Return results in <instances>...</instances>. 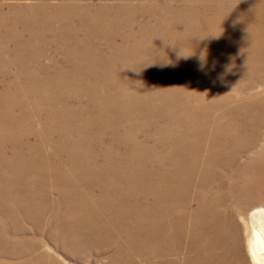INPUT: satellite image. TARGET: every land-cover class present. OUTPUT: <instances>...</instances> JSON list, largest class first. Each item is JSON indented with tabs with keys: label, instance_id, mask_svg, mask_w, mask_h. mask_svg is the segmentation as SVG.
Masks as SVG:
<instances>
[{
	"label": "bare ground",
	"instance_id": "1",
	"mask_svg": "<svg viewBox=\"0 0 264 264\" xmlns=\"http://www.w3.org/2000/svg\"><path fill=\"white\" fill-rule=\"evenodd\" d=\"M1 52L18 56L0 58V254L19 259L2 264L40 260L6 223L20 236L58 214L136 217L115 223L150 231L168 257L157 264H247L236 217L248 218L264 264V0H0ZM16 106L46 136L43 162ZM123 115L150 122L155 143ZM119 136L138 162L112 155Z\"/></svg>",
	"mask_w": 264,
	"mask_h": 264
},
{
	"label": "rangeland",
	"instance_id": "2",
	"mask_svg": "<svg viewBox=\"0 0 264 264\" xmlns=\"http://www.w3.org/2000/svg\"><path fill=\"white\" fill-rule=\"evenodd\" d=\"M106 55L112 56L111 54H108V53ZM16 56H18L16 54V52H9V54L8 53L4 54L2 52L0 53V58L3 59L4 63H7L8 61H10L12 58H14ZM150 75H152V76L154 75V77L156 78V79L155 78L154 79L156 81H158L160 79L158 82L161 86L165 84V81H162V79H163L162 74L160 76V74H158V71L153 72V69H151ZM193 85L192 86L195 89H199V91H200V89L202 90V87H200V86H199L200 88L199 87L197 88L198 84L196 82ZM260 85L262 87L260 86L259 87L260 89L259 88H257V89L258 90H264V84H260ZM129 88L130 87L125 88V89L121 90V92L123 94H127L128 90H130ZM203 92H205V89L203 90ZM205 100H207V101L210 100L209 93H205ZM0 105H3V104L0 103ZM25 108H26V110L29 111L28 107H25ZM216 111H214V112H216ZM12 112H13V115L16 113L14 115V118L19 123V128H17L16 132L18 134L20 133L21 140L24 141L25 143L30 142L31 146L37 148L36 151L35 150L32 151V153H31L32 158L36 157L37 162H39L42 159V162H43L44 157L50 155L51 147L48 145V143L46 141V136L43 132L41 134H38V133L34 134L33 133L34 131H36L35 129H37V131L40 130L38 122H35L34 120H30V116H32V115H30L29 112L28 113L26 112V114H25L26 117L23 116V111L21 112L20 109L18 108V106H16ZM216 113H218V112H216ZM259 116L263 117V120H261L260 127H261L262 133L264 135V124H263L264 123V110L260 111ZM126 117H127V115H123L120 117V118H122L121 124L123 126H125L126 129H128L133 134V138L141 141V143H143V142L148 143L149 142L152 145L155 143V141L153 142V140L148 136L150 134V132L152 131V130L149 131V128L152 129L150 127V125H151L150 122H148L149 125H147L145 127L143 125H140V124H144L143 119H140L139 120L140 122L138 121V119H136L137 122L139 123V125L141 126V127H138L137 122L134 121L135 122V125H134L130 122L131 118L129 119V117L128 118H126ZM127 127H129V128H127ZM87 128L90 130H95V125L91 126V124H90ZM32 130H34V131H32ZM106 138H107V141H109L110 138H108V137H106ZM112 143H113V145H112L113 149L112 150H115V151H112V155L115 158L121 156L124 159L129 157L132 160L135 157H137L138 159L135 158V162L139 161L140 154L142 152L140 149H139L140 153L136 151L133 154V152L130 151L129 144L131 143V140H129L128 144H127L126 142L121 141L120 136H119L116 138V141H114ZM261 143L264 145V137L262 138ZM94 148L96 150H100V151L105 149V148H103V146L100 147V145H98V146L94 145ZM115 154H116V156H115ZM137 155H139V156H137ZM99 158H100V160H102L101 157H99ZM110 163H112V162H110ZM156 166H158V165H156ZM56 197H57V194H56ZM56 197L54 195V198H56ZM55 214L57 215L58 213L56 212ZM54 216L55 215L50 216V218L54 220L55 219ZM59 216H63V217L60 218ZM110 216H111V218H110ZM50 218L49 217L45 218L43 220V224H41V226H37V227L33 225L34 222H31L29 220L24 221L22 223V225H23V228L25 230L20 234L21 237L19 236V233H16L15 234L16 236H15L14 233L11 232L12 230H10L11 226H9L8 223L5 224V226H4L5 228L8 226L6 228V230L9 229L8 235L9 234L10 235L9 236L7 235L8 238L14 237L15 239H18V238H22V237L24 238L25 237V239H26L28 236V238H27L28 241L32 239L31 241H29V243H35L36 244L34 246V248H32L31 250L29 249L30 251L29 250L27 251V253L25 254V257H26L25 259H29L33 256L38 255L39 259H40L38 261V264H157V263L165 262L168 259V257H161L162 255L161 256L159 255L160 250L159 251L156 250V252L154 251L155 247L153 246L152 243H150V240H149V238L151 237L150 231H147L146 229L135 230L136 227L132 228V227L126 226L127 224L117 226V224L121 223V221H122V223H129L130 224V219L136 218L134 216L131 218V216H128V215L124 216V214H122L121 216H118V217L114 214H107V215L104 214L101 216H97V215H90V216H88V215L66 216L65 215L64 216V215L58 214L56 216V222L57 223H54L53 220H51ZM87 218H88V220H87ZM114 219H116V220H114ZM119 219L121 221H118ZM236 219H238V222L240 223V231H239L240 234L239 235L241 236V241H242L241 253L244 255L246 262H248L247 264H256L255 261H253L252 254L250 252V241L249 240L251 238V234H250V229L247 226L248 218H247V220H244L242 217H241V219L236 217ZM63 220L65 221L64 223L69 225L68 227L70 229V233H68L69 241H67V242L63 239V236H61L60 229L59 230L55 229V228H58L57 226L62 225ZM115 222L116 223L118 222V223L116 224ZM47 223H49L50 225H48ZM104 223H106V224H104ZM96 224L99 226H97ZM25 225H27V226H25ZM51 227L53 229H51ZM130 228H132V229H130ZM43 231H45V232L47 231L46 235H45V232H43ZM52 232H54L55 234ZM32 233H34V234L31 235ZM25 234H26V236H24ZM35 234H36V236H34ZM37 234L39 237L37 236ZM34 240H36V241H34ZM59 240H60V242H59ZM62 241H63V243H62ZM71 243H73V244H71ZM176 243L178 244L177 246H179V244H180L179 241H177ZM166 244L167 243H163V246L166 248V250H167V248L170 249V247ZM151 246H153V247H151ZM163 246H162V248H163ZM126 250H128V251H126ZM36 252H38L39 254ZM27 256H28V258H27ZM1 259L3 261L5 260L7 262H11V261L16 262L19 260V259L17 260V258H12L10 256H3L0 254V262H1L0 264H2V262H3Z\"/></svg>",
	"mask_w": 264,
	"mask_h": 264
},
{
	"label": "clouds",
	"instance_id": "3",
	"mask_svg": "<svg viewBox=\"0 0 264 264\" xmlns=\"http://www.w3.org/2000/svg\"><path fill=\"white\" fill-rule=\"evenodd\" d=\"M201 59L203 60V54H202V57H201Z\"/></svg>",
	"mask_w": 264,
	"mask_h": 264
}]
</instances>
